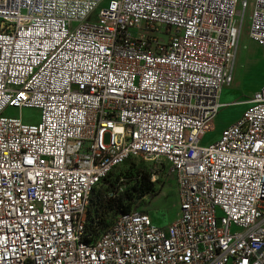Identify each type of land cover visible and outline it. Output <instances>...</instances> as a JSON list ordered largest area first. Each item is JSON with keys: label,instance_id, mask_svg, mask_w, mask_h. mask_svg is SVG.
Segmentation results:
<instances>
[{"label": "built area", "instance_id": "2783aa9c", "mask_svg": "<svg viewBox=\"0 0 264 264\" xmlns=\"http://www.w3.org/2000/svg\"><path fill=\"white\" fill-rule=\"evenodd\" d=\"M102 1L0 0V264H264V81L200 142L248 7L264 50V0ZM126 159L166 164L177 214L93 232L90 192Z\"/></svg>", "mask_w": 264, "mask_h": 264}, {"label": "rangeland", "instance_id": "374dc122", "mask_svg": "<svg viewBox=\"0 0 264 264\" xmlns=\"http://www.w3.org/2000/svg\"><path fill=\"white\" fill-rule=\"evenodd\" d=\"M105 1L106 0H103L100 3V6L105 4ZM91 19L92 18L89 17V20ZM235 21L240 25L239 33H241L242 31L247 32L249 23V7L244 12L240 11L238 15H236ZM243 45L244 47H239L240 51H243L247 45V51H249L257 61L256 65L250 71L244 72L242 79H235L236 84H238V101H235V103L230 105L229 108H226L225 111L214 117L209 131L205 132V134L200 139V142L202 144L208 143L217 137L216 129H218L221 124L232 118L239 111L241 107L239 101L248 98L253 90L264 81L263 78L261 79L262 75L264 74L263 57L259 53H255L253 50H249L250 44H248V40H244ZM237 63H239L238 55L235 57L232 73L236 71V68L237 73L239 72ZM9 112L10 114L21 117L24 121L27 122L36 121L38 117V111L33 108H11L9 109ZM139 170L149 171L150 174H154L155 181L152 182L148 194H143L142 197H139L137 199L138 205L136 206V208L150 214L153 222L156 225L164 226L175 218L178 211L177 196L175 192V179L173 176L168 175L165 163H163L162 161L129 159L127 160V162L113 169L109 175V179L115 184L116 188L127 190L128 192H134V190H132L131 188V186L133 185L131 181L133 176ZM116 175H118L119 177H123V180H113V177H115ZM104 189L109 188L107 185L106 187L102 184L98 185L94 188L90 195L94 196L97 191L102 192L104 191ZM133 195L135 196L134 193Z\"/></svg>", "mask_w": 264, "mask_h": 264}, {"label": "trees", "instance_id": "16d2710c", "mask_svg": "<svg viewBox=\"0 0 264 264\" xmlns=\"http://www.w3.org/2000/svg\"><path fill=\"white\" fill-rule=\"evenodd\" d=\"M127 160L129 159L124 160L121 164L127 162ZM111 171L102 179L101 183L99 184H102L105 187L107 185L109 189H104L102 192L97 191L94 196L89 195L87 217L90 220L89 229L93 232L101 230L108 223V220H110L118 212H125L130 209L139 210L136 208L138 205L137 199L142 197L143 194H148L152 184L150 181V172L139 170L133 176L131 181L133 183L131 188L134 190V192L121 190L120 188H116L115 184L109 179ZM113 180L122 181L123 177L116 175L113 177Z\"/></svg>", "mask_w": 264, "mask_h": 264}, {"label": "crops", "instance_id": "0c3cea01", "mask_svg": "<svg viewBox=\"0 0 264 264\" xmlns=\"http://www.w3.org/2000/svg\"><path fill=\"white\" fill-rule=\"evenodd\" d=\"M244 40H248V44H250L249 50L251 51L253 50L255 53H259L263 57V61H264V50L256 42L252 41L247 37V32L242 31L241 33H239L237 48L234 56V60H235V57L238 55L239 63H237V67L239 72L237 73V68H236V71L232 73V83L221 88L219 93V102L221 104V107L219 108L215 116L221 114V112L225 111L226 108H229L230 105L235 103V101H238L237 100L238 84H236L235 79L236 78L242 79L244 72L250 71L256 65L257 61L255 57L252 54H250L249 51H247V45L243 51H240L239 49L240 46L244 47L243 45ZM233 65H234V61H233ZM232 70H233V66H232ZM262 78L264 79V74L262 75L261 79ZM257 88H255L254 90H256ZM246 99L239 101L241 105L239 111L232 118L221 124L218 127V129H216V136H218L220 130L223 127L233 122L241 114L244 108L248 105V101Z\"/></svg>", "mask_w": 264, "mask_h": 264}]
</instances>
